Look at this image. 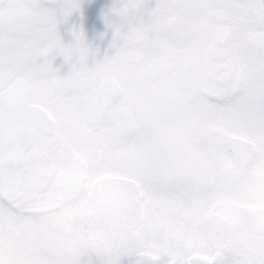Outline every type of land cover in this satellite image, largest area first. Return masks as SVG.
<instances>
[{
	"label": "snow or ice",
	"instance_id": "6c2138e0",
	"mask_svg": "<svg viewBox=\"0 0 264 264\" xmlns=\"http://www.w3.org/2000/svg\"><path fill=\"white\" fill-rule=\"evenodd\" d=\"M48 2L0 0V264H264V0H117L92 66Z\"/></svg>",
	"mask_w": 264,
	"mask_h": 264
},
{
	"label": "rangeland",
	"instance_id": "374dc122",
	"mask_svg": "<svg viewBox=\"0 0 264 264\" xmlns=\"http://www.w3.org/2000/svg\"><path fill=\"white\" fill-rule=\"evenodd\" d=\"M116 2L117 0H79V9L68 16L69 19H62L58 24V32L64 34L67 44L74 42L73 31L83 32L85 43L95 53L88 58L89 66L116 53V48L112 47L114 29L105 22V15ZM63 59L59 56V60Z\"/></svg>",
	"mask_w": 264,
	"mask_h": 264
},
{
	"label": "flooded vegetation",
	"instance_id": "af4514ba",
	"mask_svg": "<svg viewBox=\"0 0 264 264\" xmlns=\"http://www.w3.org/2000/svg\"><path fill=\"white\" fill-rule=\"evenodd\" d=\"M156 3V0H147V6L149 8L154 7ZM42 6L44 7H53L52 4H50L48 2V0H42ZM72 17V16H71ZM69 19L68 17L65 18V20ZM57 31H58V26H57ZM61 39L64 42V44H67V39H65L63 36L64 34L60 33ZM44 58L41 57L40 59L37 60V63H43ZM60 61V65H58V62ZM52 67L54 71H57L60 75H67L71 69V64L70 63H66L63 60H59V55L55 56V59L52 62ZM134 259L135 258H128V257H124L122 259V264H134Z\"/></svg>",
	"mask_w": 264,
	"mask_h": 264
}]
</instances>
